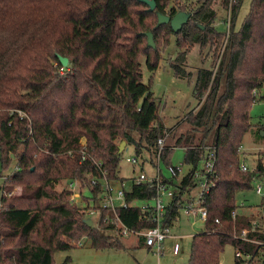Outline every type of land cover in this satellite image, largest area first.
Instances as JSON below:
<instances>
[{"label": "trees", "instance_id": "trees-1", "mask_svg": "<svg viewBox=\"0 0 264 264\" xmlns=\"http://www.w3.org/2000/svg\"><path fill=\"white\" fill-rule=\"evenodd\" d=\"M216 1L190 5L192 16L175 32L169 24L156 27L158 11L178 12L172 0H155L154 11L142 0H0L2 168L9 169L17 159L10 173L1 174L0 264H56V252L77 247L75 241L83 238L94 249L124 248L115 225L103 221L111 210L102 209L98 222L90 226L86 208L71 201L70 189L57 186L81 178L91 193L84 195L87 202L97 204L102 171L111 181L124 180L119 172L123 149L132 146L136 156L148 153L154 161L159 139L165 140L161 160L172 166L173 149L183 147L189 166L181 177L175 166L171 176L162 174L177 187L164 220L168 227L180 216L183 193L197 185L194 176L208 149L217 153L214 185L201 199L208 218L192 238L189 264H218L228 244L249 254L251 264L264 255V228L254 226L249 215L233 214L239 207L238 193L264 174L261 163L242 171L238 151L254 126L253 104L264 100V0H252L240 27L244 0H222L229 9L228 31L214 25ZM162 29L175 36L179 52L172 65L179 76L186 75L184 66L195 45L209 46L215 53L213 66L198 71L195 95L200 104L185 116L187 127L177 137L161 119L152 82H143L141 68L142 56L152 73L158 68L161 55L148 46L146 33L157 38ZM168 44L167 38L164 49ZM57 54L68 57V66ZM258 133L262 141L264 125ZM170 136L173 144L166 141ZM18 185L21 194L10 196ZM155 195V186L132 183L125 189L129 205L117 208L119 217L133 229L151 227V212L135 203ZM243 229H248L250 240L239 236ZM242 262L236 256L235 264Z\"/></svg>", "mask_w": 264, "mask_h": 264}, {"label": "rangeland", "instance_id": "rangeland-1", "mask_svg": "<svg viewBox=\"0 0 264 264\" xmlns=\"http://www.w3.org/2000/svg\"><path fill=\"white\" fill-rule=\"evenodd\" d=\"M197 1L198 0H172V2H170L171 3L170 5L179 9L178 11H181L180 9L181 7L182 8L185 7L186 9L184 11L190 12L188 10L190 9V5L192 8L193 7L195 8L197 6ZM221 1L222 0H217L214 5L217 11V16L214 25L220 30L227 29L228 31L229 24L225 22V19L229 16V9L228 10L225 9L222 6ZM251 4H252V0L243 1L237 19V27L241 26L246 15L249 13ZM169 35L171 34H169L167 30L162 29L159 37L155 38V36H153L154 41L156 43L155 48L159 50V53L161 55L159 66L155 70V72L152 73L149 70L146 56H142L141 58V68L143 73V82L146 84H149L150 81L152 82V90L159 104V115L161 119L172 132V136L176 135L177 137L187 127V124L184 122L185 116L191 111L196 110L200 104L199 99L195 95V83H196L198 71L202 67L210 68L213 66V64L215 63V61L213 62L214 60L213 57L215 53H214V49H211L209 46H205L203 49H201V46L199 44L195 45L189 52L187 57V62L184 66L186 70V75L179 76L176 74V68L172 65L175 57L179 52V49L176 44L175 36L172 35L170 37ZM167 38L169 39L170 44H168L167 47L164 49ZM251 117H252L251 121L254 126L253 129L245 135L243 146H244L245 154L247 153L245 159L246 163L248 164L249 168L256 169L259 167L260 163L263 164L264 166V139H262V141L258 140V135H259L258 128L260 129V126L264 125V100L256 101L253 104L251 109ZM169 140L171 144L174 143V140L172 139L171 136L168 137L166 141L168 142ZM120 145L123 146V142H121ZM185 155H186V150L183 147H175L170 157L171 165L179 168L180 177L187 174L189 170V166L185 163ZM127 156H136V151L134 147L132 146L125 147V149H123V154L120 160L119 172H120V176L124 178V181H126L125 189H129L131 187L132 185L131 179L139 175L142 169L141 165L139 164L134 165L130 162H127L125 160V157ZM147 157H149L150 159ZM139 160L143 162L142 164L144 166V169H146V171L149 174H154L156 167L159 166L164 176L169 177L172 175L170 165H168L165 161L161 159L159 160L158 157H155L154 161H152V158L149 156V154L145 153V156L139 158ZM16 165H17V159L14 158L11 162L10 168L4 170L2 168L0 161V204L3 193L2 186L5 183V178L1 176V174L3 173V175H7L8 173L11 172V170H13L16 167ZM66 181L68 180L67 179L63 180L57 186L58 189H62ZM85 182L82 181L84 186H86ZM257 182L258 180H255L251 188L246 189L244 191H240L238 193L237 196L238 206H239L237 208L238 213L245 212L249 216H252V214L255 213V211L262 210L261 205L263 203V196L257 194L256 192L255 188ZM261 182L264 183V178L263 181ZM115 185L119 186L121 185V183L119 184V182H116ZM173 189L177 190L176 185L173 187ZM84 190L85 189H83L82 191ZM201 191H202V186L200 185V183H198L190 191H185L183 193L182 198L186 202L191 201L193 206L196 208L202 207L200 200ZM21 192H22V187L18 185L13 187L9 195L15 197V196H19ZM83 194L86 197H91V193H89L87 190L84 191ZM114 195H117V193L115 192ZM86 197L83 198L81 197L78 202H74V203H76L81 207H84L83 205L88 201V198ZM123 202H124L123 199H115V205L117 207L122 206ZM140 202L141 201H137L138 204ZM242 203H244L245 206H241ZM204 223L205 222L202 221L200 217H195L194 215L187 216L184 213V210L181 209L180 216L173 222L170 231L172 234H187V236L185 237L183 236V238L178 240L179 244H181L182 246V251L178 256V261H179L178 264H182L183 259L187 261V256L190 254L192 248L191 236L195 232L200 231L203 228ZM132 237L133 239H136V236H132ZM167 240L168 242L173 241L170 238H168ZM167 240H166V244L168 243ZM75 243L77 247L75 248L73 247L69 250L58 251L55 253L56 264H86L87 259H83V256L81 255L76 257L74 261V255H78L77 253L81 252L82 250L90 249L91 247L90 240L87 238H83L80 241L77 242L75 241ZM140 251H141L140 260L142 261L146 251L145 250H140ZM171 253L172 252H169L167 250L166 253L160 257L150 253L151 256L146 257L145 264H175L173 255H171ZM91 256L95 260L93 253H91ZM130 257L131 259H134L133 256ZM68 258L70 259L69 262H67ZM244 258L246 259V261L242 262L241 264L248 263L249 259H247L246 257ZM89 261L91 260L89 259ZM235 261H236V250L233 245L228 244L225 247L224 251L221 253L220 261L218 264H235ZM96 262L102 263L99 257L96 258ZM105 263H111V262L109 260H105ZM253 264H264V255L255 258Z\"/></svg>", "mask_w": 264, "mask_h": 264}, {"label": "built area", "instance_id": "built-area-1", "mask_svg": "<svg viewBox=\"0 0 264 264\" xmlns=\"http://www.w3.org/2000/svg\"><path fill=\"white\" fill-rule=\"evenodd\" d=\"M164 139H159L158 143L160 145V148L158 150V158L160 160V153L162 149L164 148ZM81 152H82V159L86 157V138H83L81 140ZM239 151V159H240V167L242 171H248L250 170L248 164L246 163V154L244 152V146L241 145L238 148ZM217 159V153L214 148H209L206 154V158L202 161L200 171H197L195 173L194 179L197 180V184L200 183L202 186V191L200 193V200L205 196L207 192H209L212 185H214V181L212 179V176L216 175L215 173V164ZM125 160L127 162H130L134 165H141V172L139 175L133 177L131 179V183L133 184H143L148 183L151 186H155L156 188V195L152 199H143L140 200L141 202L138 204L136 201V205L140 206L143 210L151 212V221L153 225L147 229H133L131 227H128L122 219L119 217L117 213V206L115 205V199H123L124 202L122 206L127 207L129 203L125 199V185L126 181L124 180H118L116 182L121 183V185L116 186L115 183L111 180H109L106 177L105 171H102L103 174V184H102V190L99 193V201L97 204H90L85 203L83 206L86 208L87 214L92 218L94 223H97L102 215V209H108L111 210L112 214H105L103 217V221L105 223H113L115 225V228L119 231L120 235L123 237H130V236H136L140 239L142 238L144 240V244L150 248H153L156 253H160L163 244L165 240L170 236V227L166 226L164 224V220L166 218L167 208L176 195V190L173 189V186H170L168 184L163 176L162 171L159 168V166L156 167L154 174H149L146 169H144L143 162L139 160L138 156H127L125 157ZM171 172H174L173 166H170ZM179 169V168H178ZM264 174L259 175L256 177L255 180H258L256 185V192L257 194L263 196V203H262V210L261 211H255V213L252 214L251 221L254 226L257 227H263L264 228V183L263 181ZM93 185H97V179H92ZM64 188L71 190V201L72 202H78L80 198L84 197V191H86V186L82 183L81 179H71L69 180L65 185ZM85 189L84 191H82ZM117 193V195H114V193ZM10 194V193H9ZM92 201V200H91ZM241 206H245L244 203H242ZM182 209L184 210V213L186 215L195 217H200L202 221H206L208 218V210L206 207L202 206L199 208H196L193 206V204L189 202H184ZM237 209L234 211V216L237 214ZM218 221V220H217ZM248 229H243L239 236L242 237L245 240H248ZM250 240V239H249ZM262 245H264V241L262 242ZM179 250V243L175 244L174 251L177 253ZM236 256L240 259L246 261L244 257L247 259H250V255H244L241 250L236 251ZM247 264H251V261L248 260Z\"/></svg>", "mask_w": 264, "mask_h": 264}, {"label": "crops", "instance_id": "crops-1", "mask_svg": "<svg viewBox=\"0 0 264 264\" xmlns=\"http://www.w3.org/2000/svg\"><path fill=\"white\" fill-rule=\"evenodd\" d=\"M247 156V153H246ZM244 213L246 215H248L245 212H241ZM189 216V215H187ZM205 226V223H204ZM204 226L201 230L204 229ZM200 230V231H201ZM170 231H171V227H170ZM197 231L195 232L191 237L193 238V236L200 232ZM183 236H187V234H172L170 232V236L168 238L172 239L173 241H169L168 242V238L167 240V244H166V240L163 244V248L161 250V252L158 254L155 252V250L153 248H150L148 246H146L144 243H142L139 237H136V239H133L132 236L130 237H123V244L125 245L124 248L121 249H116V248H112V249H94L92 247H90V249H85L82 250L81 252L77 253L78 255H74V261L76 259V257L78 256H83V259H87L86 264H145V259L147 256H151L150 253H152L153 255H157L158 257L164 255L166 253V251L168 250L169 252H172L171 255H173L174 258V262L175 264H178V256L180 255L181 251H182V246L181 244H179V250L177 253H175L174 251V247L176 243H179L178 240L183 238ZM173 243V245H172ZM84 246V245H83ZM82 247V246H81ZM95 250V251H94ZM140 250H145V256L143 258V260L141 261V254H140ZM91 253H93L95 260L93 259V257L91 256ZM130 256H133L134 259H131ZM191 254V252H190ZM190 254L187 256V261L185 259H183V263L182 264H189V258H190ZM99 257L100 261L102 263H97L96 262V258ZM89 259L91 261H89ZM131 259V260H130ZM80 260V257H79ZM105 260H109L111 263H105Z\"/></svg>", "mask_w": 264, "mask_h": 264}, {"label": "water", "instance_id": "water-1", "mask_svg": "<svg viewBox=\"0 0 264 264\" xmlns=\"http://www.w3.org/2000/svg\"><path fill=\"white\" fill-rule=\"evenodd\" d=\"M142 1L146 2L149 5L150 11H154L156 9L155 0H142ZM157 16H158V22H157L156 27H158L162 24H169L175 32H178L179 30H181L183 28V26L186 23H188L190 17L192 16V12L181 10V11H178L177 13H175L174 15H170V14H166V13H163L161 11H158ZM146 34L148 36V46L155 48L156 43H155L154 38H153V36H154L153 33L151 31H149ZM57 56L59 57L60 62L62 63L63 66H65V67L68 66V64H69L68 57L63 56L61 54H57ZM125 145H126V143L123 141V146H121V148H124ZM85 222L90 226L93 224L92 218H87L85 220Z\"/></svg>", "mask_w": 264, "mask_h": 264}]
</instances>
